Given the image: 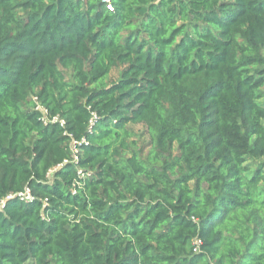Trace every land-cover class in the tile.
I'll list each match as a JSON object with an SVG mask.
<instances>
[{
    "label": "trees",
    "instance_id": "1",
    "mask_svg": "<svg viewBox=\"0 0 264 264\" xmlns=\"http://www.w3.org/2000/svg\"><path fill=\"white\" fill-rule=\"evenodd\" d=\"M1 201L0 264H264V0H0Z\"/></svg>",
    "mask_w": 264,
    "mask_h": 264
},
{
    "label": "built area",
    "instance_id": "2",
    "mask_svg": "<svg viewBox=\"0 0 264 264\" xmlns=\"http://www.w3.org/2000/svg\"><path fill=\"white\" fill-rule=\"evenodd\" d=\"M102 1L104 3H108L109 0H102ZM37 109L41 110L40 107H37ZM56 121H57V118H54L53 121H51V122H56ZM60 124L61 125L63 124L62 121H60ZM90 124L92 125L93 121H91ZM71 146H72V151L75 154L76 153V149H75L76 143L72 142ZM18 196L21 197V199L27 200L29 198V192L25 191L23 194H20ZM2 204H3V201L0 202V207L2 206ZM194 244H195V246H198L200 244V242L198 240H195Z\"/></svg>",
    "mask_w": 264,
    "mask_h": 264
},
{
    "label": "rangeland",
    "instance_id": "3",
    "mask_svg": "<svg viewBox=\"0 0 264 264\" xmlns=\"http://www.w3.org/2000/svg\"><path fill=\"white\" fill-rule=\"evenodd\" d=\"M116 76H117V74H116V73L112 75V77H114V78H115Z\"/></svg>",
    "mask_w": 264,
    "mask_h": 264
}]
</instances>
